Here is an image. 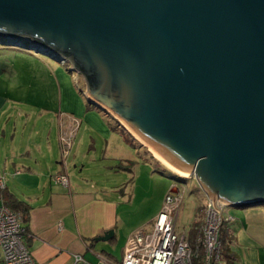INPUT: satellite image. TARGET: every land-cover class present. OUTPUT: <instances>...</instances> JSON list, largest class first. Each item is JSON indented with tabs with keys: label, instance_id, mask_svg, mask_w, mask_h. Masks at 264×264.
I'll return each instance as SVG.
<instances>
[{
	"label": "water",
	"instance_id": "obj_1",
	"mask_svg": "<svg viewBox=\"0 0 264 264\" xmlns=\"http://www.w3.org/2000/svg\"><path fill=\"white\" fill-rule=\"evenodd\" d=\"M0 46L69 63L211 200L264 206V0H0Z\"/></svg>",
	"mask_w": 264,
	"mask_h": 264
},
{
	"label": "crops",
	"instance_id": "obj_2",
	"mask_svg": "<svg viewBox=\"0 0 264 264\" xmlns=\"http://www.w3.org/2000/svg\"><path fill=\"white\" fill-rule=\"evenodd\" d=\"M0 47L3 48H0V175L4 181V189L31 207L29 222L26 224L28 235L25 237V241L35 263L78 264L75 260L76 256H82L90 264H99L101 261L121 262L129 238L138 230L147 231L146 228L149 225L152 227L161 211V203L156 202L154 211L148 212L140 221H132L124 217L122 206L134 201L138 189L137 183H135L127 188L128 193L121 190L120 186L127 180L123 175L126 170L110 171L112 176L108 173L109 176L97 183L81 178L73 180L69 176L70 162L75 163L82 151L84 152L82 145H79V142L84 139L80 133L67 155L63 154L61 137L68 130L63 128L53 129L43 143L36 142L33 146L32 140L29 142L30 139L27 138V143L16 146L14 143L16 128H11V121L15 116L16 109L24 114L25 111L22 109L29 107V96L33 84L29 76L20 79L14 78L15 72L8 57L14 53L27 55L26 52L30 51ZM53 62L55 66L51 64L45 66L50 68L53 73H59L61 79L58 83L59 86L62 88L64 81L71 87L70 80L65 77V72L59 66L64 69L66 67L58 62ZM71 74L83 79L78 73L71 72ZM77 80L79 85L80 80ZM53 86L55 87V85ZM15 91H19L23 95L19 96L18 100L11 96ZM81 93L83 94V91ZM73 100L77 101L74 93L71 99L68 98L67 103L64 104V95L61 92L59 94L61 111L75 115L72 106ZM84 100L87 102L85 97ZM34 106H39L44 113L52 111L45 103L43 106L40 103ZM87 107L91 111L96 109L89 103H87ZM20 112L19 116L21 117L23 114ZM39 116L42 117L43 114L40 113ZM104 117L106 116L104 115ZM81 118H85V115L83 114ZM88 130L92 134L89 151L97 153L98 142L102 141L104 157L108 156L111 159H119L128 163L127 158L130 154L128 143L119 131L105 126L88 128ZM10 135L12 144L8 147L7 140ZM133 148L139 149L138 146L135 147V143ZM142 149L140 148V150ZM140 159L153 164L156 168L162 166L170 173L175 172L163 162L167 167L161 165L159 159L154 155H145L144 150ZM61 173L69 176V185L54 182V176ZM175 176L179 178V176ZM2 189L0 187V192ZM173 190L177 191L178 188L172 187L169 193ZM207 199L206 196L204 204ZM3 204L0 195V206ZM234 211L230 207L225 210L227 220L222 232L225 253L222 258L223 264H264V206L234 209ZM110 230L115 231L112 241H91L104 236ZM121 247V253H118Z\"/></svg>",
	"mask_w": 264,
	"mask_h": 264
},
{
	"label": "rangeland",
	"instance_id": "obj_3",
	"mask_svg": "<svg viewBox=\"0 0 264 264\" xmlns=\"http://www.w3.org/2000/svg\"><path fill=\"white\" fill-rule=\"evenodd\" d=\"M26 53L27 55L14 53L8 57L10 65L13 66V71L15 72L14 78L20 79L22 77L29 76L32 79L31 81L33 84L32 92L29 96V107L27 106L25 109H22L25 111L24 114L20 112L19 109H16L15 116L11 121V128H16L14 132L16 136L14 143L16 146L27 143V138L30 139L29 142L32 140L31 143L34 146L36 142L43 143L44 139L46 140L48 138L49 133L53 129L63 128L66 130L72 128L75 136L72 144L76 142L75 140L78 133L84 137L82 141H78L79 145H82L84 152L82 151V154L77 158L75 163L70 162L69 168H71V172L69 176H71L73 180H79L81 178L88 179V181L91 180L93 183H97L103 180L104 177L109 175L112 176L113 174L110 171H120L121 169L126 170V173L123 175L126 176L125 179L127 180H125L123 185L120 186L121 190L128 193L127 188H130V186L134 185L135 183H137L138 189V194L134 201H132L131 204L122 206L124 217H127L126 219L132 221H140L148 214V212L151 213L154 211L156 202H159V204L161 203L162 210L165 198L169 194L170 189L172 187H177L181 193L185 194L182 210L178 220L177 232L180 234L188 233L192 227V224L194 225V222H198L200 224L199 227H202L205 222L206 206L211 199L208 197L206 204H204L206 194L200 189L197 181H195L194 176L190 175L184 177L176 173V171L170 173V171L164 169L162 166L156 168L153 164L146 163L145 161L141 160L140 157L141 154H143V150L145 155H153L149 151V147H142L143 143L134 137V135L117 118L110 115L108 112L104 113L96 109V111H91L88 109V102L84 100L83 94L81 93L87 89V86L81 77L77 78L76 75L72 76L69 70L70 67L69 69L66 67L69 63L65 65L67 69H64L61 66L59 67L65 72V77L70 80L71 87H69V85L63 81L61 88L58 84L61 80L59 73H53L50 68L45 66L47 64L55 66L53 60L47 56L36 54L35 52ZM76 78L80 80V87ZM53 85H55V87ZM71 90L77 100H73L72 105L75 115L61 111L59 102V94L62 92L64 95V104H66L68 98L71 99L73 94ZM11 96L18 100V97L23 95L20 94L19 91H15L11 94ZM39 103L42 106L45 103L46 106L52 111L44 113L39 106H34L39 105ZM19 112L23 114L21 117L19 116ZM40 113L43 114L42 117L39 116ZM83 114L85 115V118H81ZM104 115L106 117H104ZM115 124L124 132H126V134L134 141L135 147H139V149H135L128 144V152L130 154H128L127 160L128 163L131 162L130 164L119 159H111L108 156L104 157L102 154V145H104L102 141L98 142L97 153L88 150L89 146L91 145L92 137V134L88 128H101L104 126L107 128H112V126ZM80 138L81 136L79 139ZM7 144L8 147L10 144H12L11 135L7 140ZM140 148L143 149L140 150ZM131 155H133V157H131ZM159 162L161 165L167 167L162 163V161L159 160ZM109 167L111 168L109 169ZM175 175L179 177L181 176V178L187 179L189 181H184L182 179L180 180V178L176 177ZM192 179L194 180L192 181ZM177 181H182V183ZM175 192L177 193V191ZM198 200L200 202L199 204ZM197 204L199 206L195 211ZM233 212H235L234 209ZM195 215L197 216L194 217ZM230 220H232L231 217ZM146 229L148 232H150L152 227L149 225ZM121 249L122 247L119 248L118 253H121Z\"/></svg>",
	"mask_w": 264,
	"mask_h": 264
},
{
	"label": "built area",
	"instance_id": "obj_4",
	"mask_svg": "<svg viewBox=\"0 0 264 264\" xmlns=\"http://www.w3.org/2000/svg\"><path fill=\"white\" fill-rule=\"evenodd\" d=\"M62 134L63 154L67 155L74 132L72 128ZM54 182L69 185V177L56 174ZM0 187L4 181L0 175ZM179 189L176 195L166 196L164 205L152 230H138L129 238L121 262L101 261L99 264H193L200 258L201 264H223L221 231L225 221L226 205L211 201L206 206L205 222L195 241L189 240L188 233L177 232L178 220L184 201ZM25 223L22 217L4 204L0 206V264H36L25 241ZM76 263L90 264L82 256H76Z\"/></svg>",
	"mask_w": 264,
	"mask_h": 264
},
{
	"label": "trees",
	"instance_id": "obj_5",
	"mask_svg": "<svg viewBox=\"0 0 264 264\" xmlns=\"http://www.w3.org/2000/svg\"><path fill=\"white\" fill-rule=\"evenodd\" d=\"M68 69L70 67V65L68 64L66 66ZM91 81L92 78H90ZM112 129L114 131H119L123 137L126 139L127 143L129 145H131L132 147H134V141L126 134V132H124L122 129H120L116 124L114 126H112ZM0 195L2 197L3 203L6 207H8L11 211L19 214L22 219L23 222L25 223V234L26 236L28 235V227L26 226V224L29 222V213H30V205L22 200H19L13 193H11L10 191H8L7 189H2L0 192ZM225 224V223H224ZM200 224L197 222H194V225L192 224L191 229L188 232L189 235V240L193 243L195 241L196 236L198 235V232L200 230ZM225 225H223L224 228ZM223 228L221 231V244H222V258L223 256H225L224 253V237H222V232H223ZM92 242L96 241L95 239L91 240ZM193 264H201V260L200 258L194 259V263Z\"/></svg>",
	"mask_w": 264,
	"mask_h": 264
},
{
	"label": "bare ground",
	"instance_id": "obj_6",
	"mask_svg": "<svg viewBox=\"0 0 264 264\" xmlns=\"http://www.w3.org/2000/svg\"><path fill=\"white\" fill-rule=\"evenodd\" d=\"M135 137V136H134ZM140 141V140H139ZM141 142V141H140ZM152 152V151H151ZM153 153V152H152ZM160 161H162L155 153H153ZM163 162V161H162ZM164 163V162H163ZM165 164V163H164ZM178 173V172H177ZM178 174H180V173H178ZM181 176H186V175H182V174H180Z\"/></svg>",
	"mask_w": 264,
	"mask_h": 264
}]
</instances>
